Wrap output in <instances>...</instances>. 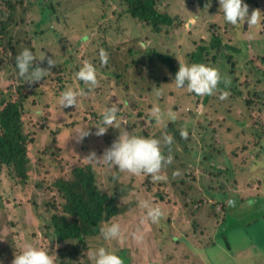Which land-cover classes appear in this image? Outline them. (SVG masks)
Wrapping results in <instances>:
<instances>
[{
    "label": "rangeland",
    "instance_id": "1",
    "mask_svg": "<svg viewBox=\"0 0 264 264\" xmlns=\"http://www.w3.org/2000/svg\"><path fill=\"white\" fill-rule=\"evenodd\" d=\"M6 1L23 2V6L15 9L12 21L0 17V24L4 20L7 27L0 35L2 83L11 72L6 64H11L17 83L27 84L17 76L13 66L15 56L24 47L30 48L45 67H48L46 59L38 60L41 52L46 57L55 55L56 65L51 66L54 80L75 77L78 64L100 58L101 49L107 53L112 70H116L110 85L98 84L105 89L101 95L88 93L79 98L76 106L60 107L59 95L54 91L59 88L58 82L41 99L53 98L51 122L53 128L65 130L61 140L63 150L48 145L47 135L42 136L41 150L36 151L35 144L34 175L28 188L8 169L0 174V190L8 203V211H2L5 227L0 232V253L4 249L8 252L0 255V264H11L15 252L21 251L26 243L49 250L55 264H94L93 250L101 245L117 252L123 264H132L134 256L139 259L136 264H155V256L161 264H168L165 256H172L169 264H176L178 256H186L189 248H194L188 242L176 243V221L179 220L189 222V231L197 234L203 247L210 246L203 254L208 258L206 264H216L217 259L228 263L231 260L228 256H238L235 253L247 247L253 251L239 259L252 262L255 257L264 256V23L254 27L247 26L245 21V27L242 25L236 31L223 20L218 0L206 9L196 0H156L160 12L181 22L180 28L175 23L156 34L146 23L127 15V8L120 0H0V9L5 11ZM255 1L252 6L248 5L249 13L256 7L264 12V0ZM41 16L48 18V26L42 24L44 32L31 38L28 30L35 29ZM212 32L221 34L224 43L235 45L241 52L233 58L236 68L229 63L216 64L235 82L242 93L240 97L227 92V96L220 98L221 92H215L202 103L187 89H176L171 84L173 74L159 60L153 64V72L129 67L131 48L137 50L136 58L145 63L150 62L146 52L152 50L173 53L179 63H186L187 53L198 44L207 43ZM138 41H143L145 46L141 48ZM72 58L76 59L77 66ZM68 60L71 65L62 67ZM77 82L72 88L83 87ZM131 86L137 89V94ZM156 87L162 89L159 97L153 93ZM24 92L31 97L36 94L29 87ZM107 97L109 102H104ZM248 100L254 103L249 109ZM93 102L98 116L90 114ZM112 104L119 107L117 120L105 133L96 135L95 124L104 108ZM154 104L161 109L163 120L160 122L150 120ZM78 122L81 124L76 125ZM82 124L88 125L89 135L78 141L74 132ZM134 124L138 125L134 134L149 130L155 132L154 136L167 133L173 137L170 145L163 146L165 155L170 153L173 157L163 173L167 179L149 183L153 188L150 190L146 184L138 186L143 200L149 199L164 211L160 222L152 223L144 208L132 205L133 210L121 218L128 219L113 221L121 225L119 240H104L100 235L89 238L86 248L79 246L78 241L59 243L48 221L35 227L37 222L51 217L45 205L53 208L60 201L54 193L56 179L65 176L67 169L78 160L89 161L84 158L90 153L87 150L99 157L106 143L117 138L119 127L127 130ZM42 165L46 168L41 172ZM109 173L104 169L101 187L113 194ZM132 175L141 178L142 173ZM249 207H254L253 211ZM40 209L42 217L38 215ZM211 256L215 257L211 259Z\"/></svg>",
    "mask_w": 264,
    "mask_h": 264
},
{
    "label": "trees",
    "instance_id": "2",
    "mask_svg": "<svg viewBox=\"0 0 264 264\" xmlns=\"http://www.w3.org/2000/svg\"><path fill=\"white\" fill-rule=\"evenodd\" d=\"M196 1L202 9H206L211 2L215 3L216 0ZM244 2L251 6L253 3H256L255 0H244ZM120 3L126 6L127 15H130L134 21L146 23L151 27L152 32L156 34L160 33L163 28L171 27L175 23L177 27L180 28L181 26V22L178 18L175 19L174 17L158 10L156 0H120ZM5 4L7 10L0 9V17L12 21V15L15 9L19 6H23V2L13 3L11 1H6ZM47 21L48 18L46 16H41V19L35 23V29L28 30V35H31V38L41 35L44 32L41 26H43L42 24L48 26ZM243 26L245 27L244 24ZM233 27L236 31L242 29V26L240 25ZM6 29V23L3 20L0 24V35H2ZM46 31L47 29L45 32ZM4 37L5 36H3V38ZM84 39L86 40L87 37ZM10 43L11 42L8 41L9 45ZM130 53L132 56V62L129 64V67L147 69L148 71L153 72V64L156 60H159L169 68L173 74V79L175 72L180 65L177 61V57L175 58L172 55L173 53L162 54L155 50L148 51L146 53L150 58L149 63H145L140 58H136L137 50L135 48H131ZM239 53H241L239 48L235 45L224 43L221 34L212 32L210 40L207 43L204 42L198 44L194 50L187 53L188 61L186 63L201 62L216 68H218L216 64L223 65L229 63L233 68H236V61H234L233 58L235 54ZM72 59L77 66L76 59ZM218 59L220 60L219 62H217ZM85 61H90L96 66L98 70V84H111L116 69L112 70V66L108 62L102 64L100 58L92 60L87 59ZM36 65L45 67L39 61H36ZM70 65L71 61L68 60L63 66L62 64L60 66L67 67ZM81 65L82 63L78 64L77 68ZM115 65L117 66V64ZM13 66L15 67V61ZM6 68L11 70L10 74L8 73L5 77L7 80H4L3 83L2 80H0V174L4 169H8L11 175L19 183L28 188L34 175L32 156L35 144H37L36 151L41 150L42 136L47 135L46 141L48 145L54 146L59 151L63 150L61 140L62 133L65 130L59 127L57 129L53 128V123L51 122V115H53V98L50 96V100L41 99L47 96L48 92L50 94L51 89L54 88L53 84L55 82L59 83V88H54V91L58 95L68 87H76L78 82L75 77L71 76L54 80L52 78V72H50L39 82H33L31 84L27 82L26 85L23 83L18 84L16 75L12 70V65L6 64ZM218 69L221 75L226 77V75L221 72L220 68ZM116 73L120 76V72ZM125 77L126 75L122 78ZM0 78H2L1 69ZM98 84L89 93L94 95L98 93V95H101L105 89ZM82 86L84 87L83 84ZM26 87L33 90L34 93H36L34 94L35 96L31 97L29 93L24 92ZM131 88L137 94V89L132 86ZM222 91L231 92L233 95H238L239 97L242 96V93L236 88L234 81H231L228 85L220 83L216 92ZM43 94L45 95L42 96ZM210 96L211 95H205L203 99L200 96L197 97L200 98L203 103L204 101L207 102V99ZM104 102H109V97H107ZM127 103V100H124V104L127 105ZM246 104L249 109L254 103L248 100L246 101ZM95 105L96 103L93 102L90 114L98 116L94 111L96 107ZM35 117L37 118L35 119ZM39 118L42 119V122ZM150 120H152L151 122H157L153 116ZM80 124V122L76 123V125ZM91 125H93V122ZM137 126L138 125L134 124L132 127L127 128V130L133 132V130H136ZM66 127L71 126L66 125ZM60 132L61 134L59 135ZM154 133V131L148 130L141 135L154 136ZM110 144L111 141L109 140L106 143L105 148L110 146ZM87 151L91 152V150ZM45 168L46 165H42L39 171L42 172V169ZM104 169H107V171L110 172L108 180L112 184L114 190L113 194L102 190L101 178L105 175ZM165 170V167L161 170L162 174ZM66 173L65 176L56 179L55 182L56 189L54 193L60 201H58V204L54 205L53 208H50L49 204L45 205V211H50L51 217L46 221L41 220L37 222L35 227L39 228L42 222L45 223L48 221L47 223L50 225V231H52L53 235L57 237L59 243L78 241L79 246L83 248L87 247L89 238H96L101 235L99 227L102 222H113L114 220L119 222L128 219L126 218L122 220L121 218L124 217L125 213L128 215L127 212L130 213L133 210V206L142 207L143 209L141 204L143 198L139 192L138 186L146 184L147 190H150L153 188L149 187V183L154 184L155 182L152 181L147 174H142L141 178H138L126 170H120L106 163L103 164L101 162L95 163L92 161H86L83 158L71 165ZM162 196L163 194L161 192L160 197ZM6 204L8 203L5 202L0 190V232L1 229L5 227L1 218L3 214L2 211L7 209ZM7 211L8 210H6V212ZM38 211L41 212H39L38 215L42 217V210L40 209ZM226 220L223 224H225ZM0 237L2 238V236ZM7 252V249H4L0 255H4Z\"/></svg>",
    "mask_w": 264,
    "mask_h": 264
},
{
    "label": "clouds",
    "instance_id": "3",
    "mask_svg": "<svg viewBox=\"0 0 264 264\" xmlns=\"http://www.w3.org/2000/svg\"><path fill=\"white\" fill-rule=\"evenodd\" d=\"M218 5L223 20L230 25L242 26L245 21L247 26L264 23V12L258 8H253L249 13V6L244 0H218ZM138 44L141 48L145 46L143 41H138ZM99 55L101 63H106L108 56L105 50L101 49ZM45 59L48 67H41L36 65V55L30 48L20 49L15 56L17 76L23 82L29 84L43 80L51 72V66L56 65L55 55L54 58L53 56L46 57L45 52H41L38 60ZM74 75L76 80L81 82L84 87H68L62 91L58 97L60 107L76 106L79 98L87 95L98 84V70L90 61L82 63ZM220 83L228 85L231 83V79L222 76L218 68L201 62L180 63L171 82L176 89H187L197 96L212 95L218 90ZM153 93L156 97H159L162 95V89L156 87L153 89ZM227 95V91H222L220 98ZM118 112L119 107L117 104L106 106L95 124V134L101 135L109 127H112L117 120ZM151 113L157 122L163 120L158 104L152 106ZM87 126V124H82L74 132L75 139L79 141L89 135ZM119 128L120 132L117 138L104 149L99 157L95 152H90L84 158L96 163L102 161L131 174H147L152 181L166 180L167 176L163 175L161 170L172 163L173 157L170 153L165 155L163 146L170 145L173 137L167 133H162L159 137L137 135L132 131L125 130L123 127ZM181 135H185V133H181ZM176 174L177 171L174 170L173 175ZM141 204L145 209L146 217L152 223H159L164 216L161 207L153 204L149 199L142 200ZM99 232L104 240H119L122 229L118 222L105 221L100 225ZM92 257L94 264H123V259L117 252L109 250L103 245L93 250ZM11 264H55V260L49 250L35 246L32 243H26L19 253L15 252Z\"/></svg>",
    "mask_w": 264,
    "mask_h": 264
},
{
    "label": "crops",
    "instance_id": "4",
    "mask_svg": "<svg viewBox=\"0 0 264 264\" xmlns=\"http://www.w3.org/2000/svg\"><path fill=\"white\" fill-rule=\"evenodd\" d=\"M250 212L253 211L254 207H249ZM247 225V224H246ZM189 222L185 224L182 221H176V243H180L182 245H185L186 242L192 244L194 248H189L188 253L186 256H178V260L176 261V264H206V261L208 260L207 256H203L204 250L210 246L203 247L201 244V240L198 239L197 234L195 232H190ZM203 250V251H202ZM252 252V248H245L241 249L240 251H237L235 254L238 256H228L231 260L228 263H223L218 261V259L215 261L216 264H264V256H257L254 258L252 262L245 259H239L241 255H244L245 253ZM127 256H125L126 258ZM168 258V264L170 262V258L172 256H165ZM215 256H211V259H213ZM156 260L155 264H161L159 262V258L157 256L154 257ZM130 261V260H129ZM139 259L137 256H134L132 258V264L133 262L138 263ZM153 264V263H150Z\"/></svg>",
    "mask_w": 264,
    "mask_h": 264
}]
</instances>
